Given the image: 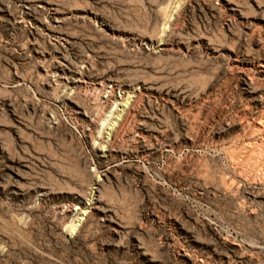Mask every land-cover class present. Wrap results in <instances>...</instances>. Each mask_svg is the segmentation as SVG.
Instances as JSON below:
<instances>
[{
  "label": "rangeland",
  "instance_id": "obj_1",
  "mask_svg": "<svg viewBox=\"0 0 264 264\" xmlns=\"http://www.w3.org/2000/svg\"><path fill=\"white\" fill-rule=\"evenodd\" d=\"M0 264H264V0H0Z\"/></svg>",
  "mask_w": 264,
  "mask_h": 264
},
{
  "label": "bare ground",
  "instance_id": "obj_2",
  "mask_svg": "<svg viewBox=\"0 0 264 264\" xmlns=\"http://www.w3.org/2000/svg\"><path fill=\"white\" fill-rule=\"evenodd\" d=\"M114 105V104H113ZM115 105H118V106H120L121 107V110H123L124 109V107H125V103H121V102H119V103H115ZM120 110V109H119ZM118 110V111H119ZM112 111V110H111ZM110 111V112H111ZM126 112H127V108H126ZM89 116H90V114H88ZM108 116H106V119H108L107 118ZM105 119V118H104ZM105 119V120H106ZM117 119V116H114V120H116ZM105 120H103V122L105 121ZM108 121V120H107ZM100 123V127H102V128H104V129H106V130H108V125H113V122L112 121H110L109 123H108V125L106 124V126H104L105 125V123ZM256 127H257V125H255ZM98 181V180H97ZM76 215H79L76 219H74V221L77 223V224H72L71 225V229H70V232H72L74 229H75V227L80 223V221L82 220V215H85V212H84V210L83 211H79V212H77L76 213Z\"/></svg>",
  "mask_w": 264,
  "mask_h": 264
}]
</instances>
